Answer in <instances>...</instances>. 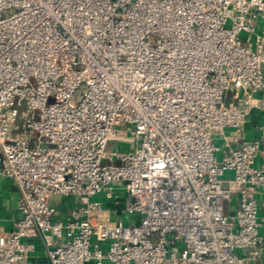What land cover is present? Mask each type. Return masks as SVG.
<instances>
[{"label": "built area", "instance_id": "2783aa9c", "mask_svg": "<svg viewBox=\"0 0 264 264\" xmlns=\"http://www.w3.org/2000/svg\"><path fill=\"white\" fill-rule=\"evenodd\" d=\"M256 108L264 0H0V176L20 189L0 264H31L38 234L51 264H252L264 132L215 138ZM123 192L139 222L95 200Z\"/></svg>", "mask_w": 264, "mask_h": 264}, {"label": "crops", "instance_id": "0c3cea01", "mask_svg": "<svg viewBox=\"0 0 264 264\" xmlns=\"http://www.w3.org/2000/svg\"><path fill=\"white\" fill-rule=\"evenodd\" d=\"M264 132V110L256 108L252 110L247 118V121L240 129L228 128L225 135H217L215 142L221 149H232L240 146L243 142L258 137ZM259 160V159H258ZM118 186V185H116ZM20 196V189L14 180L0 176V233L9 231L13 228L14 222L20 217L18 208V199ZM260 205V215L264 217V193L258 191L256 193ZM95 200L102 202L104 208L108 211L109 217L112 220L118 218L130 219V215L124 214L123 211V196L122 194L116 196H106L99 194ZM240 195L239 193L233 194V201L226 204V212L233 215L239 207ZM59 202V214H65L69 209L71 200L69 197H60L57 199ZM264 236V226L262 227ZM33 244V249L30 252L31 264H51V259L48 253V246L42 234H38L29 239ZM60 239H56L59 242ZM241 253L247 254L246 249L241 250ZM88 264H97L95 261H89ZM103 264H111L105 261ZM252 264H264V245L262 251Z\"/></svg>", "mask_w": 264, "mask_h": 264}, {"label": "rangeland", "instance_id": "374dc122", "mask_svg": "<svg viewBox=\"0 0 264 264\" xmlns=\"http://www.w3.org/2000/svg\"><path fill=\"white\" fill-rule=\"evenodd\" d=\"M228 99H230V97ZM113 144L115 146H120L121 148H124V149H131L132 147H134V143H130V142L119 141V142H114ZM122 196H123V200L125 201L127 198V194L125 192H123ZM124 214L130 215V217H132L130 219H125L126 222H139V220L141 218L140 215L136 214V213L124 212Z\"/></svg>", "mask_w": 264, "mask_h": 264}]
</instances>
